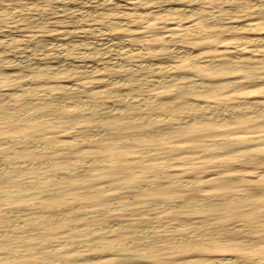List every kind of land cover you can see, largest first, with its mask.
Here are the masks:
<instances>
[{
	"label": "rangeland",
	"instance_id": "rangeland-1",
	"mask_svg": "<svg viewBox=\"0 0 264 264\" xmlns=\"http://www.w3.org/2000/svg\"><path fill=\"white\" fill-rule=\"evenodd\" d=\"M16 1H29L26 7L27 16L32 15L18 17L17 13L13 12L15 15L12 13L6 17H0V102L5 99L10 100L9 102L19 109L31 110L37 107H44V109H42V116L34 119L19 115L18 118L7 121L0 117V157L12 153V145L15 143L12 138L15 135L31 132L38 136L35 135L34 137L37 138L33 139L32 135L31 140L49 137L57 142L49 144L40 152L43 158L59 161L58 159L72 156L75 159L72 160L80 161L79 157H94L92 166L88 168L80 169L82 163L77 161H73L71 167L73 170L65 169L67 167L65 164L58 168L61 172H69L72 180L77 182L84 177L93 178L95 187L103 189L104 200L97 203L82 202L81 198L74 201L71 199L80 208L96 209L110 206L106 216L109 221H112L121 214L112 207L125 202L130 203L126 216L145 218L146 220L141 222L142 225H163L168 234L184 232L199 235L205 230L222 235L223 238L225 233L236 237L232 243L220 247L208 240H202L199 246L173 253L179 261L192 258L194 255L206 257L231 255L232 261L228 264H264V138L236 139L244 134H264V121L258 125L233 128L219 125L213 130L204 129L194 123L191 130L184 135L162 139L164 144H180L184 147L182 150L175 154L146 155L143 151L149 146L131 139L139 136L137 133L142 127H119L106 120L80 118L81 113H86L85 110L73 107L74 98L70 92L71 89L61 85L62 83L69 85L82 83L99 92L108 87L124 89L125 82L103 71V66L108 62L107 57H104L108 53V47L105 46L113 47L112 41L121 40L125 45L136 48L156 46L159 43L174 46L173 43L176 40H184L189 47L185 49V53L205 51L217 54L227 47L264 53L260 46H250L239 39L248 30L238 28L234 31L230 19L217 16L204 17L197 12L179 15L173 11L184 4H193L197 7L216 6V4L226 7L238 6L235 9L238 13L237 18L233 19L232 23L240 26L245 23H264L262 6L255 4L251 10L236 0L223 3L192 0ZM16 1L0 0V10L5 5ZM124 8L130 9L131 13L127 10L124 14L125 11H122ZM112 16H116L119 22L112 21L110 19ZM202 27H207L210 34L207 31L202 33L196 31ZM185 28L191 31L186 34L176 32ZM261 30L263 28L255 29V31ZM3 39L8 40H4L3 43ZM125 41L128 42L125 43ZM58 43L63 47L56 46ZM135 50L115 54L114 59L120 60L123 56L125 61L132 63L136 60L164 63L170 59L163 51L139 54ZM181 50L184 52V49ZM181 58L178 56L173 59L179 61ZM57 63L64 67L85 63L86 65L96 64L102 68V71H97L90 77L67 74L55 75V77L45 73L50 71L52 64ZM182 70V68L179 69V71ZM29 73L30 76H28ZM226 74L221 71H204L201 76L219 78ZM110 76H113L112 80L114 77L115 79L112 81ZM103 77L106 79L104 80ZM30 85L38 91L28 89ZM158 86L157 84L148 85L145 86V90L152 91ZM262 88L264 89V80L257 79L248 81L242 88H229L221 93L209 91L187 96L220 101L236 100L246 94L264 98ZM163 95H168L170 99H180L184 96L174 90ZM100 96L103 99L112 100L110 95L103 92ZM68 103H71L72 107ZM20 113L25 112L21 110ZM102 130H104L103 133ZM121 132L126 138L129 136L130 140L117 139ZM228 137L232 140L223 143L212 142ZM73 138L81 142L72 141ZM59 140L61 144H58ZM202 141L207 144L201 145ZM115 149L122 151L118 152ZM257 152L261 154L253 155ZM31 164L18 167L22 183H27L37 172L43 170ZM141 204L144 208H141ZM94 217L99 218L100 214H95ZM180 220L189 221V227L184 230L174 228L173 225Z\"/></svg>",
	"mask_w": 264,
	"mask_h": 264
},
{
	"label": "bare ground",
	"instance_id": "bare-ground-1",
	"mask_svg": "<svg viewBox=\"0 0 264 264\" xmlns=\"http://www.w3.org/2000/svg\"><path fill=\"white\" fill-rule=\"evenodd\" d=\"M192 1L223 3L231 0ZM236 1L251 10H253V5L259 4L264 10V0ZM28 4L29 1H16L10 3V5L2 6L0 17H6L13 12L17 13L18 17L19 15L20 17L27 16L28 9L26 7ZM237 7H226L221 4L197 7L193 4H184L182 7H176L173 11L179 13V15L197 12L204 17L217 16L230 19L234 31L238 28L248 30L239 39L250 44V46H260V49L264 51V23H245L242 25L239 23L240 26H237V24L232 23L233 19L237 18L238 13L235 11ZM127 10L131 13L128 8H124L122 11H125L124 14H126ZM31 15L27 17H31ZM82 16L84 15L82 14ZM110 19L115 23L119 22L116 16H112ZM257 28H263V30L255 31ZM190 31L191 29L185 28L176 32L186 34ZM196 31L202 33L207 31V27L196 29ZM209 32L207 31V33ZM4 40L8 39H3V43ZM173 44L174 46L159 43L156 46L149 45L134 48V46L125 45L120 40L119 42L112 41L113 47L106 45L108 53L104 57H107L108 62L103 66V71L108 75L116 76L126 84L124 89L118 87L102 89L104 94L112 97L110 101L101 98V91L92 90L82 83L60 84L71 89L70 92L74 98L73 107L85 110L86 113H81L80 118L106 120L119 127H142L138 130L137 135L139 134V136L131 139H135L134 142L145 143L143 145L149 146L143 151L146 155L175 154L179 152L184 148L183 146L177 143L164 144L165 142H162L163 138L184 135L191 130L194 123L199 124L204 129L213 130L219 125L233 128L258 125L264 121V98L261 96L252 97L246 94V96L230 101L197 99L192 95L187 96L188 94H202L209 91L221 93L229 88H242L250 80H264L263 52H247L243 48L232 47L230 49L227 47L217 54L205 51L185 53V49H189V47L184 40H176ZM60 45L63 47L60 43L56 46L61 47ZM181 49H184V52ZM134 50L139 54L163 51L170 59L164 63H153L144 60H136L135 63H132L131 61H125L123 56L120 57V60L114 59L115 54ZM178 56L182 57L179 61L173 59ZM180 68L183 70L179 71ZM97 71H102V68L96 64L88 63L86 65L85 63L79 66L69 67L67 65L64 67L62 64L57 63L52 64L50 71L45 73L51 76L67 74L90 77L94 76ZM204 71H221L227 74L219 78L201 76ZM25 76L27 78V75ZM28 76H30V73ZM103 79L106 78L103 77ZM156 84L159 85L157 89L145 90V86ZM28 89L38 91L37 88L31 87V85ZM171 90L180 92L184 96L180 99H170L168 95H163L164 93L168 94ZM262 91L264 92L263 88ZM5 100L0 102V117L3 120H14L19 115L28 119L42 116L44 107L31 110L29 108L19 109L12 102H9L10 100ZM68 105L70 106L71 103H68ZM21 110L25 113L21 114ZM32 135L33 139L38 137L36 134L37 137H34V133L31 132L13 136L12 139L15 143L12 145V153L0 157V264H228L232 261L231 255L208 257L194 255L192 258L180 261L173 256V253L177 251H186L189 248L199 246L202 240H208L217 247L228 245L236 239L235 236L229 233H225V238L215 232L205 230L199 235L184 232H181V234H168L162 227L163 225H142L141 222L146 220L145 218L126 216L130 203L125 202L112 207L121 213L118 218L112 221H109L106 216L110 206L97 207L96 209L80 208L71 199L74 201V199L81 198L82 202L97 203L104 200L103 189L95 187L93 178L84 177L80 182H77L72 180L69 172H61L58 169L65 164L67 165L65 169L73 170L71 167L75 159L72 156V158L58 159L59 161L41 157L40 152L45 150L49 144H54L57 141L49 137L31 140ZM128 137L126 138L121 132L118 134L117 139H129ZM242 138L260 139L264 138V134H244L241 135V138L236 139ZM229 140H232V138H222L212 142L223 143ZM23 141L29 143H22ZM74 141L81 142L78 139ZM58 144H61L60 140ZM205 144L207 142L202 141L201 145ZM116 151L122 150L118 149ZM260 154V152H257L253 155ZM78 159L81 160L76 161L82 163L80 169L88 168L94 162V157H79ZM28 163L35 164L43 170L37 172L27 183H22L18 167H25ZM98 163H101V161H98ZM98 167L101 168L102 166ZM141 208H144L142 204ZM95 214H100V217L95 218ZM189 225V221L180 220L173 227L184 230ZM190 242H193V244H190Z\"/></svg>",
	"mask_w": 264,
	"mask_h": 264
}]
</instances>
